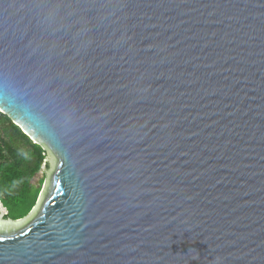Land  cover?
<instances>
[{
	"label": "water",
	"instance_id": "water-1",
	"mask_svg": "<svg viewBox=\"0 0 264 264\" xmlns=\"http://www.w3.org/2000/svg\"><path fill=\"white\" fill-rule=\"evenodd\" d=\"M0 109L51 159L0 264H264V0H0Z\"/></svg>",
	"mask_w": 264,
	"mask_h": 264
},
{
	"label": "trees",
	"instance_id": "trees-1",
	"mask_svg": "<svg viewBox=\"0 0 264 264\" xmlns=\"http://www.w3.org/2000/svg\"><path fill=\"white\" fill-rule=\"evenodd\" d=\"M46 158L47 150L0 109V199L10 217H26L38 203L45 180L36 185L33 178Z\"/></svg>",
	"mask_w": 264,
	"mask_h": 264
},
{
	"label": "rangeland",
	"instance_id": "rangeland-1",
	"mask_svg": "<svg viewBox=\"0 0 264 264\" xmlns=\"http://www.w3.org/2000/svg\"><path fill=\"white\" fill-rule=\"evenodd\" d=\"M50 171H51V159H50V156H49V153L47 151V158H46V161L43 165V167L41 168V170L34 176L33 178V183H35L36 185H40V183L45 180L44 182V185L45 186V183L48 179V176L50 174ZM44 188V187H43ZM39 201V200H38ZM4 210V209H3ZM32 212V211H31ZM28 216V215H27ZM20 220V219H19ZM6 221H14V220H6ZM18 221V220H16Z\"/></svg>",
	"mask_w": 264,
	"mask_h": 264
},
{
	"label": "flooded vegetation",
	"instance_id": "flooded-vegetation-1",
	"mask_svg": "<svg viewBox=\"0 0 264 264\" xmlns=\"http://www.w3.org/2000/svg\"><path fill=\"white\" fill-rule=\"evenodd\" d=\"M4 209V210H3ZM0 212L2 213V219L4 220V221H6V220H14V221H16V220H19V219H23V218H25V217H23V218H18V219H14V218H12V217H10L9 216V214H10V210H9V208L6 206V204L4 203V201H3V199H0ZM27 217V216H26Z\"/></svg>",
	"mask_w": 264,
	"mask_h": 264
}]
</instances>
